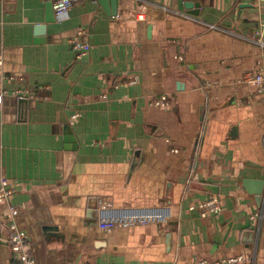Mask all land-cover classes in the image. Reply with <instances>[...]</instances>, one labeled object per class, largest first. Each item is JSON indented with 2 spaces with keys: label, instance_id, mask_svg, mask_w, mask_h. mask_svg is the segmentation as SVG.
<instances>
[{
  "label": "crops",
  "instance_id": "1",
  "mask_svg": "<svg viewBox=\"0 0 264 264\" xmlns=\"http://www.w3.org/2000/svg\"><path fill=\"white\" fill-rule=\"evenodd\" d=\"M184 1L198 8L80 0L57 24L45 0H0V93L40 96L0 103V178L14 189L0 264H15L8 205L34 264H264V83L241 82L264 66L251 39L264 0ZM163 95L169 106L151 104ZM212 198L221 213L201 217ZM104 202L133 225L89 228Z\"/></svg>",
  "mask_w": 264,
  "mask_h": 264
},
{
  "label": "built area",
  "instance_id": "2",
  "mask_svg": "<svg viewBox=\"0 0 264 264\" xmlns=\"http://www.w3.org/2000/svg\"><path fill=\"white\" fill-rule=\"evenodd\" d=\"M47 2L52 3V9L54 12V20L57 24H61L67 21L70 18V10L71 8L78 3L80 0H45ZM85 31H78L77 37L70 40V45L76 52V57L78 59L87 55L90 45L87 41L84 40ZM251 39L254 43H256L261 48H264V21L261 23L258 30L254 32L251 36ZM1 64V61H0ZM4 79L7 81H14L17 79L15 75H6ZM22 78H19L21 80ZM241 82H249L254 85H262L264 83V66L261 63L257 64V69L254 72L248 73ZM221 86L220 81H211L206 82L202 88L204 93L207 95V92L210 90H218ZM36 92V91H35ZM4 95H14V96H23L28 97L30 99H40L37 93L34 94L28 88L22 89H14L9 93L7 90H4L0 93V103ZM151 104L157 107H167L170 102L167 96L163 95L158 98H154L151 101ZM192 178V174L188 177L187 184L190 182ZM14 189L9 185V182L5 178H0V203H6L10 197L13 195ZM168 203L162 202L159 204V207H166ZM201 217H206L209 213L219 214L222 211L220 203L218 199L212 198L207 200L196 207ZM191 209H194L192 207ZM7 217L4 219L3 224L6 226L8 230V236L6 239L7 244L10 247V251L12 253V257L16 264H34V260L29 254L28 250V240L27 235L24 231L20 230L16 223L15 218L19 213V209L16 206L8 205L7 206ZM124 217L119 214L114 207L111 206L110 203L104 202V210L100 211L97 220L94 222L91 227H97L100 231L109 232L116 228L125 227L127 225L132 226L133 223H125L123 222ZM262 218V214H255L251 216L250 220H260ZM148 219H141L137 224H148ZM247 261V258L244 256H235V257H224L219 260L208 262V261H200L199 264H243Z\"/></svg>",
  "mask_w": 264,
  "mask_h": 264
},
{
  "label": "water",
  "instance_id": "3",
  "mask_svg": "<svg viewBox=\"0 0 264 264\" xmlns=\"http://www.w3.org/2000/svg\"><path fill=\"white\" fill-rule=\"evenodd\" d=\"M100 3L105 7V9L109 10L108 9V3L110 4V8H111V11L112 13H115V3H116V0H99ZM189 1H192V0H189ZM179 2V7L182 8V7H185V8H192L195 7V8H198V5H191L192 3H184L185 2L184 0H178ZM180 3H182L183 5H180ZM48 10H49V19H47V21H53L54 20V12H53V9H52V3L51 2H48ZM192 14H196V11H194ZM23 100V99H22ZM21 101V100H20ZM3 242L0 240V245H2Z\"/></svg>",
  "mask_w": 264,
  "mask_h": 264
},
{
  "label": "trees",
  "instance_id": "4",
  "mask_svg": "<svg viewBox=\"0 0 264 264\" xmlns=\"http://www.w3.org/2000/svg\"><path fill=\"white\" fill-rule=\"evenodd\" d=\"M12 259H13V257H12ZM12 262H13V263L15 262V261H14V259H13V261H12ZM15 264H16V263H15Z\"/></svg>",
  "mask_w": 264,
  "mask_h": 264
}]
</instances>
